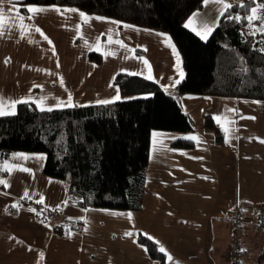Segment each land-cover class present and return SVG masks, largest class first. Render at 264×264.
I'll return each mask as SVG.
<instances>
[{
    "label": "crops",
    "instance_id": "0c3cea01",
    "mask_svg": "<svg viewBox=\"0 0 264 264\" xmlns=\"http://www.w3.org/2000/svg\"><path fill=\"white\" fill-rule=\"evenodd\" d=\"M18 1L0 0L6 24L0 30V100L8 112L15 113L18 101H32L40 109L61 108L58 105L69 94L73 106L100 104L97 99L113 100L117 95L123 99L113 83L117 73L151 76L150 80L166 89L183 77L179 53L168 34L75 8L23 6ZM235 1L203 2L184 25L206 39L225 10L223 5ZM28 8L45 11L29 13ZM109 27L124 36L119 49L124 65L122 59L118 66L105 65L103 52H96L95 47L84 51L79 46L84 39L92 43L101 37L104 41ZM90 53H98L103 61L95 63ZM60 58L72 64L69 79L63 76V68H57ZM180 99L195 131L154 130V138L162 139L154 149L151 132L140 211L67 204L64 182L43 173V153L18 151L2 162L0 264H227L229 210L234 205L246 220L241 238L244 264H254L264 246V101L193 94ZM13 102H17L14 108ZM205 114L219 127L221 145L204 129ZM187 137L198 138L191 139L192 149L170 145L172 140ZM36 202L43 211L55 209L57 213L43 219ZM71 220H81L80 229L74 227L64 234L54 230L56 225L65 228ZM139 234L165 250L163 262L149 256L137 241Z\"/></svg>",
    "mask_w": 264,
    "mask_h": 264
},
{
    "label": "trees",
    "instance_id": "16d2710c",
    "mask_svg": "<svg viewBox=\"0 0 264 264\" xmlns=\"http://www.w3.org/2000/svg\"><path fill=\"white\" fill-rule=\"evenodd\" d=\"M18 2L23 6L75 8L165 33L180 56L183 78L172 89L138 75L117 73L113 83L124 98L113 103L42 111L28 101L19 102L14 114L0 115V164L18 151L43 153V173L64 182L66 202L71 206L140 211L146 190L151 132L195 131L192 117L182 108V95L264 101V32L260 31L264 25V0H237L230 4L206 39L184 25L191 13L202 8L204 0ZM253 9L257 18L249 23ZM89 57L96 62L101 60L97 53H90ZM203 127L217 144L223 143L221 131L210 114L204 115ZM170 145L192 149L194 141L175 139ZM35 205L42 218H47L44 214L49 210L43 211L39 202ZM66 223L65 228L56 225L54 230L64 234L74 227L80 229L82 221ZM137 241L146 247L151 258L163 262L164 254L153 240L139 234ZM262 259L264 246L254 264Z\"/></svg>",
    "mask_w": 264,
    "mask_h": 264
},
{
    "label": "rangeland",
    "instance_id": "374dc122",
    "mask_svg": "<svg viewBox=\"0 0 264 264\" xmlns=\"http://www.w3.org/2000/svg\"><path fill=\"white\" fill-rule=\"evenodd\" d=\"M104 34L106 35V39L104 41L101 39V37L96 38L95 39L96 42L93 41L92 43H91V40L90 39H84V40H81L80 41L82 44L79 45V46H82V48L84 49V51H87L86 47H95L93 50H96V52H103L101 54L104 55V61L103 60H100V62L103 61L105 63V65L113 62V63L116 64V66H118V63L121 61V59L123 60V65H124V63H125L124 62L125 61V57L123 59L122 54L119 53L120 45L122 43L124 44V42H123L124 41V36H122L121 33L118 32L117 30L112 31L110 29V27H109V32H105ZM126 38H130V37H126ZM59 41L62 42L63 39H59ZM125 43H126V40H125ZM86 57H87V52L85 53V55H83V59L86 58ZM93 61L95 63H97V64L100 63V62H96L95 60H93ZM56 64H57V68H59V67L61 69L63 68L62 71L64 70L66 72L65 75H63L65 77V79H67V78L69 79V77H70L69 76V67H72V64L66 63L61 58L60 59H57V63ZM52 66H53V63H52ZM179 66L181 67L180 64H179ZM115 68H117V67H115ZM67 92H69V91H67ZM94 100H92V101H94ZM97 100L100 101L102 99L100 98V99H97ZM59 107H63V106H59ZM47 108H52V107H47ZM257 130H258V128H257ZM161 132H164V131H161ZM167 132H169V131H167ZM152 133H153L152 134V137H153L152 138V140H153V145L152 146H153V149H154V146L156 145V143L157 142L158 143L161 142L162 139L160 137H158L159 139L154 138L155 137L154 136V133L155 132H152ZM244 221L246 222V220H244ZM245 222H244V225H243V231H244V228H245ZM229 237H230V234H229ZM242 237H243V235H242ZM228 244H229V240H228ZM242 260H243V262H245L244 259H243V256H242ZM263 261H264V259H262L259 262V264H261ZM227 264H232L231 263V260H230V255H229V245L227 247Z\"/></svg>",
    "mask_w": 264,
    "mask_h": 264
},
{
    "label": "snow or ice",
    "instance_id": "6c2138e0",
    "mask_svg": "<svg viewBox=\"0 0 264 264\" xmlns=\"http://www.w3.org/2000/svg\"><path fill=\"white\" fill-rule=\"evenodd\" d=\"M204 2L207 4V3H208V0H204ZM216 2L219 3V2H221V0H216ZM230 6H231L230 4H224V5H223V7H224L225 9H227V8L230 7ZM27 11H28L29 13H34V12H42V11H45V9H43V8H28ZM57 11H59V10L57 9ZM72 11H75V10L73 9ZM252 12H253V15L250 16V17H248L249 23H251L253 19H256V18H257L256 15H255V13H256V9H253ZM81 15L83 16L84 14L81 13ZM221 15H223V12H221ZM28 18L31 19L32 17H28ZM19 19H20L21 21H23L24 17H23V16H19ZM236 19H239V17H237ZM188 26H189L188 24L185 25V27H188ZM5 27H6V24H5V22H4L3 12L0 11V30L4 29ZM35 30H36L37 32H40V29H39V28H36ZM210 30H211V29H209V31H210ZM260 31H261V32H264V26L261 27ZM197 34L199 35L200 33H197ZM41 35H43V33H41ZM44 38H45L46 40L48 39L46 36H45ZM202 38H204V37H202ZM49 43H51V41H49ZM173 52H174V54H175V48H173ZM177 59H179V58L177 57ZM143 62H144L145 64L148 63L146 60H144ZM129 74H131V75H135V73H129ZM146 78L151 79L152 77L149 76V77H146ZM182 78H183V77H182V75H181V79H182ZM60 83H61V86H63V80H62V79H61ZM174 83H175V84H179V83H180V80H176ZM120 99H121V98H120L119 95H117V96L114 98V100H120ZM114 100L105 99V100H100V101H98V103H100V104H109V103H113ZM18 102H24V103H27L28 101H18ZM15 103H17V102H13V103L11 104V107H12V108L15 107ZM39 106H40V105H38V107H39ZM58 106L72 107L73 104H72V96H71V94H69L68 99H67L66 102H65V101H61L60 104H59ZM41 110L43 111V110H45V109H44L43 107H41ZM47 110L51 111L52 109H51V108H48ZM6 114H14V113H11V112L6 111V110H5V105H4L3 101L0 100V115H6ZM253 119H254V118H253ZM154 135H155V134H154ZM187 138H188V139H198L197 137H187ZM226 142H227V140H226ZM16 156H17V158H19L20 154H16ZM23 158H24V159H28V157H23ZM37 158H40V157H37ZM23 170H24V171H27V169H23ZM0 183H5V182H4V181H0ZM27 195H28V194L25 193V196H27ZM13 207H15V205H13ZM128 215H129V219H130V218H131V214H128ZM128 235H131V233H128ZM160 251H161V252H164L165 250H164L163 248H161ZM242 251H243V250H242Z\"/></svg>",
    "mask_w": 264,
    "mask_h": 264
},
{
    "label": "built area",
    "instance_id": "2783aa9c",
    "mask_svg": "<svg viewBox=\"0 0 264 264\" xmlns=\"http://www.w3.org/2000/svg\"><path fill=\"white\" fill-rule=\"evenodd\" d=\"M261 210V208L259 209ZM57 210L51 209L44 217L52 218ZM230 237H229V255L232 264H244L242 260L241 237L243 234V225L245 218L241 215L238 206L234 205L230 211ZM264 264V261L261 263Z\"/></svg>",
    "mask_w": 264,
    "mask_h": 264
}]
</instances>
